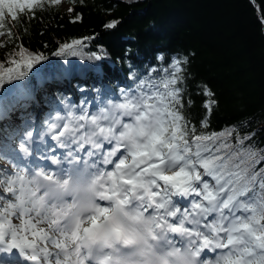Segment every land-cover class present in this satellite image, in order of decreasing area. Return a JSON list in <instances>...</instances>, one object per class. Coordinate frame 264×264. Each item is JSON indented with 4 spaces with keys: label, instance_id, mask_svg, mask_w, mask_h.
I'll use <instances>...</instances> for the list:
<instances>
[{
    "label": "snow or ice",
    "instance_id": "snow-or-ice-1",
    "mask_svg": "<svg viewBox=\"0 0 264 264\" xmlns=\"http://www.w3.org/2000/svg\"><path fill=\"white\" fill-rule=\"evenodd\" d=\"M60 2L0 0V37L13 38L5 11L15 22L19 14L29 10L32 15L25 20H30L37 8ZM80 43L64 44L57 54ZM17 54L20 61H9L17 68L23 62L26 69H31L45 58L22 45ZM186 63L174 58L167 68L152 70L161 74L158 78L142 79L135 94L122 93V102L109 101L92 115L84 109L62 124L49 126L56 130L52 139L57 147L76 145L83 151L90 146L93 151L89 157L99 153L100 163L111 166L109 170L85 161L83 168L63 175L43 168L27 171L19 165L15 171L0 172V185H6L10 194L0 197L8 201L0 205V253L16 249L33 264H97L96 260L82 258L87 241L103 239L108 247L112 240L125 245L136 242L139 233L123 223L122 215L142 224L147 233V237H140L144 247L139 255L147 258L159 249L163 252L161 264H169L167 257L174 258L173 264H264V174L249 173L240 165H235L236 171L230 170L232 157L218 154L226 144L213 150L217 140L232 133L197 134V127L184 114L180 83ZM3 70L0 65V73ZM24 75L26 71L9 67L6 78L0 74V86ZM203 94L212 97L205 105L210 111L216 103L214 94ZM124 117L130 120L125 122ZM203 126L207 128L208 122ZM24 137L18 151L30 157L32 133L26 132ZM66 155L76 161V153L68 151ZM41 158L57 166L62 163L55 156L42 154ZM84 176L90 177L87 185L80 182L79 177ZM82 192L87 195L80 197ZM249 193L247 200L241 199ZM177 198L187 199V204L181 206ZM105 201L106 206L100 203ZM112 206L118 212L115 216L110 214ZM89 209L91 214L81 219ZM84 220L91 221L89 226H83ZM42 223L47 224V230L39 227ZM170 236H178L181 246ZM69 243L76 247L70 248ZM220 249L226 251L207 259L209 252ZM111 259L112 254L105 253L99 264ZM115 264H129V258H117Z\"/></svg>",
    "mask_w": 264,
    "mask_h": 264
},
{
    "label": "trees",
    "instance_id": "trees-1",
    "mask_svg": "<svg viewBox=\"0 0 264 264\" xmlns=\"http://www.w3.org/2000/svg\"><path fill=\"white\" fill-rule=\"evenodd\" d=\"M69 4L64 9L62 4L46 3L32 19L25 20L32 15L26 10L15 22L5 11L13 38L0 37L4 66L0 74L6 78L11 67L26 75L16 79L19 87H7L16 80L5 82L0 93L7 88L6 95L33 89V71L46 76L60 72L65 62H72L73 52L90 60L97 54L109 60L113 66L102 62L105 74L120 81L130 67L160 69L174 58L186 60L180 83L184 114L197 134L232 133L217 140L213 150L226 144L218 154L232 157L230 165L239 162L264 174V0H69ZM112 23L115 27L108 28ZM73 41L81 43L57 54ZM21 45L45 58L31 69L23 62L17 68L9 61H20ZM205 91L214 94L216 103L210 111L205 105L212 97ZM241 141L245 143L234 148Z\"/></svg>",
    "mask_w": 264,
    "mask_h": 264
},
{
    "label": "clouds",
    "instance_id": "clouds-1",
    "mask_svg": "<svg viewBox=\"0 0 264 264\" xmlns=\"http://www.w3.org/2000/svg\"><path fill=\"white\" fill-rule=\"evenodd\" d=\"M80 182L84 185H87L90 177L84 176L79 177ZM86 193H81L80 197L86 196ZM78 197V199L80 198ZM68 204H71L72 197L69 195L67 197ZM91 210L85 211L81 219H83L84 216L90 215ZM112 215H117V209L112 206V212L110 213ZM120 219L123 221L125 225H127L130 229H134L137 233H139V236H137L136 242L125 245L123 241H117L112 240L110 241L111 247H108L103 239H93L86 242V247L84 248L83 257L89 260H96L97 264H99L100 261H104L105 253H111L112 259L110 261H107V264H115L117 258H129V264H161V260L159 259L160 256L163 255V252L159 249H156L152 254H150L147 258L139 255V249L144 247V242L140 238L141 236L147 237V233L144 231V226L142 224H135L131 221H129L127 218L120 216ZM103 218H101V223H103ZM91 223L90 220H84V227L89 226ZM83 235V233H81ZM149 242L150 238H149ZM70 248H75L76 245H72L69 243ZM169 264H173L174 258L167 257Z\"/></svg>",
    "mask_w": 264,
    "mask_h": 264
},
{
    "label": "rangeland",
    "instance_id": "rangeland-1",
    "mask_svg": "<svg viewBox=\"0 0 264 264\" xmlns=\"http://www.w3.org/2000/svg\"><path fill=\"white\" fill-rule=\"evenodd\" d=\"M68 7V5L67 4H64L63 5V8H67ZM78 59H76V61L75 62H72V63H70L69 64V67H73V71H76L77 69H78V67H82V68H86L87 66H85L86 64L84 63V62H86L87 60H86V58L84 57V58H82V56H80V57H77ZM98 59V58H97ZM84 60V61H83ZM75 63H77V66H74L75 65ZM77 93H79V92H77ZM98 93H99V97L101 98V91L99 92V91H97L96 93H94L93 92V94H96V100H95V102L96 103H102L103 105H106V102L104 101V102H102V101H99V98L97 97V95H98ZM93 94L90 92V99L91 100H93ZM133 94H135V93H133ZM1 95V94H0ZM87 102H88V100L87 99H84V100H81V101H79L78 103H76L75 102V99H72V102L71 103H73L74 104V107H73V113H74V115H80V114H82V110H84L85 109V107L87 106ZM79 107V110H77V108ZM69 116L70 115H66V116H64V117H66V118H69ZM4 164H6V163H4ZM6 165H9V164H6ZM2 168H1V171H3L4 172V170L5 169H3V168H7V167H4V166H1ZM204 179H206V180H208V182L209 183H213L211 180H210V178L209 177H204ZM8 203V201L6 200V204ZM39 227H46L45 225H44V223H42V224H40L39 225ZM220 255V254H219Z\"/></svg>",
    "mask_w": 264,
    "mask_h": 264
},
{
    "label": "bare ground",
    "instance_id": "bare-ground-1",
    "mask_svg": "<svg viewBox=\"0 0 264 264\" xmlns=\"http://www.w3.org/2000/svg\"><path fill=\"white\" fill-rule=\"evenodd\" d=\"M113 63H114V62H113ZM126 66H127V65H126ZM125 78H126V75L123 76L121 80H124ZM71 80H73V79H71ZM37 87L40 88V89L43 88V87H40L39 85H37ZM62 102H64V101L62 100ZM35 147H38V145H36ZM177 200H178V202H179V199H177ZM179 203H180V202H179ZM180 205L185 206L186 204L180 203Z\"/></svg>",
    "mask_w": 264,
    "mask_h": 264
}]
</instances>
